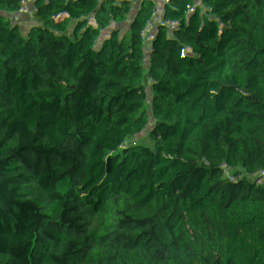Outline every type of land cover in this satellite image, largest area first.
I'll return each instance as SVG.
<instances>
[{"label": "trees", "instance_id": "16d2710c", "mask_svg": "<svg viewBox=\"0 0 264 264\" xmlns=\"http://www.w3.org/2000/svg\"><path fill=\"white\" fill-rule=\"evenodd\" d=\"M129 91L154 123L142 142L139 104L117 141L133 157L99 174L97 130L53 172L82 147L72 125L127 115ZM104 251L101 264H264V0H0V264Z\"/></svg>", "mask_w": 264, "mask_h": 264}, {"label": "built area", "instance_id": "2783aa9c", "mask_svg": "<svg viewBox=\"0 0 264 264\" xmlns=\"http://www.w3.org/2000/svg\"><path fill=\"white\" fill-rule=\"evenodd\" d=\"M92 20L93 16L91 14L86 13L83 15L82 22L85 25L90 23ZM126 102L130 107V112L125 116H121L119 114H113L110 116L98 115L95 120L75 123L72 125L79 129H90L93 131V133H95L97 130H103L107 132L105 149L102 151L101 156L95 162V167L97 171L100 172L99 174L104 173V170L107 168L112 156H120L123 162H126L131 157H133L132 151L118 148V137L124 131V128L126 126L134 123L135 118L140 113V110L138 108L139 104L148 102L142 97H134L131 91L127 93ZM160 107L164 111H166L170 106L161 104ZM30 123L34 124L33 121H30ZM153 133V131L148 130L147 135L141 136L142 142L146 141L148 135H152ZM101 178L103 180V177Z\"/></svg>", "mask_w": 264, "mask_h": 264}, {"label": "rangeland", "instance_id": "374dc122", "mask_svg": "<svg viewBox=\"0 0 264 264\" xmlns=\"http://www.w3.org/2000/svg\"><path fill=\"white\" fill-rule=\"evenodd\" d=\"M82 26H85V24L82 22L81 23ZM89 28L90 29H93V25L92 24H89ZM143 104V107L145 109V111L148 113L149 117H150V123H149V129L150 131H154V127H153V115L152 113L150 112V105L148 103H142ZM168 105L170 107L174 106V107H177L178 104L173 102V101H159L156 103V105ZM172 105V106H171ZM165 120L167 118H164ZM92 136H93V131L90 130V129H87L84 131V141H83V144H82V147L80 150H78L77 152H66L65 155H63L60 159L56 160L55 161V164L52 168V171L55 172L56 169H58L59 167H61L63 165V163L65 162V160L67 159H72L74 160V165H76L77 163L80 162V160L82 159V154L84 152V149L86 148V146L89 144V142L91 141L92 139ZM46 152V151H45ZM26 156L23 155V158H25ZM99 184L101 186L102 184V178L100 177L99 178ZM101 223H102V220H101ZM105 257V251L102 253L101 255V258H99L95 263L93 264H101L102 263V260L104 259Z\"/></svg>", "mask_w": 264, "mask_h": 264}]
</instances>
